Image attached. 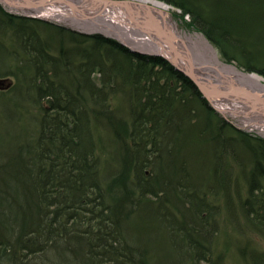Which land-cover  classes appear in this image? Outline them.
Masks as SVG:
<instances>
[{
	"label": "trees",
	"instance_id": "trees-1",
	"mask_svg": "<svg viewBox=\"0 0 264 264\" xmlns=\"http://www.w3.org/2000/svg\"><path fill=\"white\" fill-rule=\"evenodd\" d=\"M162 1L180 9V15L189 18L188 24L229 60L238 57L228 50L233 46L231 34L254 19L255 13L259 16L256 9L264 8V0ZM39 28L67 34L74 42L53 58ZM0 29H9L26 53L34 77L26 81L29 70L20 68L24 81L19 86L27 90V82L42 109L34 141L0 165V264H145L146 247L134 243L122 225L132 213L130 207L144 200L150 203L149 197L165 192L161 182L171 184L174 177L170 173L169 177H149L151 171L146 169L151 165L154 169L156 163L175 167L169 160L178 150L175 143L180 137L194 143L195 151L207 147L206 153L217 161L234 144L232 133L242 138L248 135L227 124L195 82L162 56L133 52L99 34H79L11 14L1 5ZM74 57L79 60L74 62ZM242 68L256 71L249 64ZM91 74L97 75L96 81L90 80ZM118 85L128 95L130 126L123 124V117L108 103V90L113 92ZM84 93L90 97L89 106ZM95 124L105 129L122 152L120 169L113 167L104 187L99 179L100 158L95 155ZM249 140L255 144L251 151H260L264 159V138ZM253 158V170H260L264 177V162ZM131 186L140 195L137 200L131 196ZM177 187L183 194L194 195L189 185ZM249 194L246 212L264 231V185L252 184ZM192 201L189 198L191 206ZM157 206L164 213L161 202ZM197 252L196 257L201 254ZM202 254L200 258H206L207 250ZM259 257L256 263L264 264V256Z\"/></svg>",
	"mask_w": 264,
	"mask_h": 264
},
{
	"label": "rangeland",
	"instance_id": "rangeland-1",
	"mask_svg": "<svg viewBox=\"0 0 264 264\" xmlns=\"http://www.w3.org/2000/svg\"><path fill=\"white\" fill-rule=\"evenodd\" d=\"M166 5L170 6L169 12L179 31L204 35L188 24L189 18L187 16L183 18L180 15V9L169 3ZM1 6L3 11L19 14ZM256 10L260 13L259 16L256 17L255 13L254 19L240 24V30L231 34L233 46H228V50L230 53H238V57H230L232 60L227 59L221 49L211 43L222 62L230 63L245 72L247 71L242 67L248 64L257 70L258 68L264 70V8ZM60 27L77 32L63 25ZM38 31L41 32L42 39L45 41L47 52L53 58L59 56L62 49L70 48L74 42L68 37L69 35H59L54 30L39 28ZM87 31L90 32L87 35L99 34L106 37L96 30L88 29ZM14 40L13 33L9 29H0V78L11 80L9 88L0 89V165L6 163L5 161L10 160L15 153L34 141L39 129L38 120L42 110L35 102V93L33 89H29L27 82L24 84L27 90L19 86L24 81L23 70L20 68L29 70L25 77L28 82H31L34 74L32 66L26 62V53L22 52L20 43ZM73 60L76 62L79 58L74 57ZM29 66L30 69H28ZM87 71L88 69H85L84 74L88 75ZM257 74L262 75L261 72ZM75 75L76 73L73 77ZM96 76L91 74L90 80L96 81ZM19 88H21V94L18 93ZM84 90L87 93L88 88ZM108 93V103L116 109L118 115L123 117V124L130 126L128 95L119 85L115 91L108 90ZM84 95L89 106L90 97L88 94L84 93ZM45 103L43 100L41 105ZM189 106L194 107L192 104ZM219 116L232 128L240 130V134H244L245 137L248 135V139L232 133L234 144L232 147L229 145L231 148H227L220 160L215 161L212 154L206 153L209 150L207 147L202 145L195 151L194 143L188 144L186 139L183 140L184 138L180 137L181 141L175 143L178 150L169 160L173 161L175 167L166 163L167 166L164 163H156L154 169L152 165L146 169L147 172L151 171L149 177L152 174L156 178L159 174H162V177L165 175L169 177V173L174 177L171 184L168 180L161 182L166 190L155 197V200L149 197L150 203L144 200L138 204L139 206L135 204L134 207H130L132 213L126 217L122 225V231L128 229L134 243L138 242L146 247L145 251H148V254L146 253L147 257L143 259L145 264H191L192 261L195 262V258L197 260L202 258L200 255H203V250H207L208 253L204 258L206 260L201 259L198 264H207L210 261L212 264H257L256 260H260L259 255L264 256V231L252 222L255 218L246 212L244 205L245 200L251 196L249 189L252 184L254 186L264 185V177L260 170H253L256 165V159L254 160L253 156L261 164L264 159L260 151L256 153L251 151L255 144L249 140L264 138V129H259L254 125H242L238 118L230 113H220ZM95 126H97L93 129L97 147L95 155L100 158L102 170L99 179L104 187L107 186L114 172L113 167H119L122 152L103 127L99 124ZM130 169L132 171L131 167ZM171 172H176V175ZM133 173L134 171L130 173L131 177ZM176 184L189 185L195 197L189 192L183 194L180 190L178 191L180 187ZM138 195L134 189L132 198L137 200ZM189 198L193 200V206L189 204ZM159 201L162 209L167 212L164 211L161 214V211H158L160 209L156 207L160 204ZM256 220L258 221L257 218ZM196 250L201 253L197 257Z\"/></svg>",
	"mask_w": 264,
	"mask_h": 264
},
{
	"label": "bare ground",
	"instance_id": "bare-ground-1",
	"mask_svg": "<svg viewBox=\"0 0 264 264\" xmlns=\"http://www.w3.org/2000/svg\"><path fill=\"white\" fill-rule=\"evenodd\" d=\"M57 3L64 10L59 13L60 16L79 18L77 19L78 22L73 20V22H77L78 28L82 29L86 26V28L92 31L98 29L104 32H111L115 36L123 38L126 44L128 43L129 46L137 50L159 54L167 51L173 56V43L168 44L155 36H151L156 40L152 42L148 34L139 33V28L135 27L137 25L134 22L137 19H140L143 24L155 20L161 26L158 20L161 17L162 23L165 25L163 34L167 41L169 43L172 42V39L167 35V33L172 32L173 36L178 37L176 42L179 41L184 46V48L180 46V49L184 50L187 46V49L192 54V56L188 55L187 57L191 63L196 65L199 78L203 82H214L211 85L212 88L209 86V83L204 84L210 89L217 88L219 93L225 94L224 96L230 99L232 98V102L235 105L233 107L237 109L241 116L234 113L232 115L237 117L242 125H254L259 129H264L263 74H258L257 76L256 74L259 71L256 74L254 73L255 75L244 74L234 65L222 62L214 46L211 45L210 41H207L205 35L190 34L183 30L179 31L169 12L170 6L167 7V5L158 0H123L118 5H108L109 7L100 15V10L104 7V4L109 3L108 1L59 0ZM71 6L75 9H84V11H80V14H65L71 10ZM58 10L60 11V9ZM218 85L224 88L230 86L239 87L240 89L237 88V90L239 93L243 91L244 97H240L238 93L232 94L227 88L223 89L218 87Z\"/></svg>",
	"mask_w": 264,
	"mask_h": 264
},
{
	"label": "water",
	"instance_id": "water-1",
	"mask_svg": "<svg viewBox=\"0 0 264 264\" xmlns=\"http://www.w3.org/2000/svg\"><path fill=\"white\" fill-rule=\"evenodd\" d=\"M105 1L106 2L108 1L109 3L104 4V7H102V9L100 10V15H102V13L106 10V8L109 7L108 5H113V6L118 5L123 0H105ZM158 1L165 3L162 0H158ZM57 2H59V0H0L1 5H3L5 8H8L9 10L16 12V14L19 13L21 16H24L27 18L33 17L35 19L45 20L46 22H49V23L51 22L57 26L63 25L66 28H69L71 30L73 29L80 33L90 34V32L87 31L88 28H86V26L83 27L82 29L77 27L76 23L78 22L77 19L79 18H75V17L66 18L62 15L60 16L59 13H61L64 10L61 9L62 6L60 7V4H58ZM166 4L167 3H165V5ZM70 8L71 10H69L65 14H73V13L80 14L79 13L80 11L81 12L84 11V9L82 10L81 8L75 9L72 6ZM58 9H60V11ZM83 16H80V17H83ZM73 20L77 22H73ZM158 20L160 21L161 26L155 20H152L151 22H148L147 24H143L140 19H137L134 23L137 25L135 27L139 28V33L148 34L152 42H155L156 40L151 36H155L158 39L160 38L162 41L167 42L168 44L173 43L174 48L171 46L174 52L173 56L167 51L166 52L163 51L162 53L159 54V53H154V52L148 53V52L141 51L139 49L137 50L129 46L128 43L126 44L123 38H119L115 36L114 34H112L111 32H106V31L104 32L102 30H96V31H99L101 34H103L106 37L118 40L124 47L130 49L133 52H136V53L139 52V53L146 54V55L162 56L163 58H166L175 68H177L181 72L183 71L189 78L192 79V81L195 82L198 89L202 93L203 97L208 100L212 109L215 110L218 114L230 113L232 115V113H234V114L240 115L237 109L233 107L234 104L232 102V98L230 99L227 96H224L225 94L219 93L217 88L210 89L207 87V85L204 84V83H209V82H206V81L203 82L202 79L199 78L196 65L194 63H191V61L187 57L188 55L192 56L189 49H187V46L185 47L184 50L180 49V46H183V45H181L179 41L176 42V40H178V37L173 36L172 32L167 33L169 38L172 39V42L169 43V41H167V39L165 38L163 34V32L165 31V25H163L162 23L163 20L161 19V17H159ZM172 36L174 37V40ZM207 41L209 40L207 39ZM162 50L164 49L162 48ZM176 59L179 61H177ZM242 72L244 74L248 73L249 75H252L255 73L254 71L245 72L243 70ZM256 75L258 76V74ZM10 83H11L10 79L0 78V89L9 88ZM209 84H210L209 86L211 87V85L214 84V82H211ZM218 87L223 88V89L227 88L232 94L238 93L240 97L242 98L244 97V94H243L244 92L240 91L239 93V91L237 90V88L239 87L230 86V87L224 88L221 85H218ZM249 91H250V88H249Z\"/></svg>",
	"mask_w": 264,
	"mask_h": 264
},
{
	"label": "flooded vegetation",
	"instance_id": "flooded-vegetation-1",
	"mask_svg": "<svg viewBox=\"0 0 264 264\" xmlns=\"http://www.w3.org/2000/svg\"><path fill=\"white\" fill-rule=\"evenodd\" d=\"M245 70V68H243ZM257 70V69H256ZM261 72L264 75V70H262L261 68H258L257 72Z\"/></svg>",
	"mask_w": 264,
	"mask_h": 264
}]
</instances>
